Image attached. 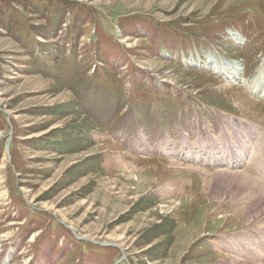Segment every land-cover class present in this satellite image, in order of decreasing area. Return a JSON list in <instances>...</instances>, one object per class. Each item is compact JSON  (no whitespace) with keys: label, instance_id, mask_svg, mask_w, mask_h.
Masks as SVG:
<instances>
[{"label":"rangeland","instance_id":"374dc122","mask_svg":"<svg viewBox=\"0 0 264 264\" xmlns=\"http://www.w3.org/2000/svg\"><path fill=\"white\" fill-rule=\"evenodd\" d=\"M261 69L264 0H0V264H263Z\"/></svg>","mask_w":264,"mask_h":264},{"label":"bare ground","instance_id":"6f19581e","mask_svg":"<svg viewBox=\"0 0 264 264\" xmlns=\"http://www.w3.org/2000/svg\"><path fill=\"white\" fill-rule=\"evenodd\" d=\"M263 76H264V70L261 69L260 72L255 76L254 81L260 79ZM235 131L236 130H234V132ZM238 132H241V131H238ZM253 134L254 133L249 132V137L251 138V140H253ZM225 135L226 136L228 135V131ZM243 135H246V137L248 138V131H245L244 134H240V136H243ZM237 137L238 136H235V138H233L230 141L224 142V144L221 143L222 147L223 145L226 146L225 148L227 149V151H225L226 154H224L225 153L224 152L223 156L218 157L217 161L215 162L216 164L227 165V163L230 164V162H235V165H238L242 162V159L246 156L245 149L249 146H245L242 149L241 147H243L244 145L242 141L239 140ZM243 142H247V141L243 140ZM249 142L251 141L249 140ZM217 146L218 144L215 143L214 148H216ZM241 149H242V152L240 151L238 152V150H241ZM259 158L260 156H258L257 154L256 156H254V154H250L246 162L248 163L250 167H253L255 170L259 171L263 175L264 174V161H262L261 159L259 160ZM220 173H222V175L224 174L229 175L228 182L233 184V188H236L235 189L236 193L239 192L241 194H244L245 196L247 195L245 197L247 200V204H246L247 209L257 215L256 217L254 216L255 218L254 220L258 222L264 221V180L252 175L251 173H249L248 171L244 169H241L239 171H234V172L227 171V170H220ZM262 227H264V223L262 224Z\"/></svg>","mask_w":264,"mask_h":264},{"label":"water","instance_id":"95a60500","mask_svg":"<svg viewBox=\"0 0 264 264\" xmlns=\"http://www.w3.org/2000/svg\"><path fill=\"white\" fill-rule=\"evenodd\" d=\"M7 146H9V144Z\"/></svg>","mask_w":264,"mask_h":264}]
</instances>
